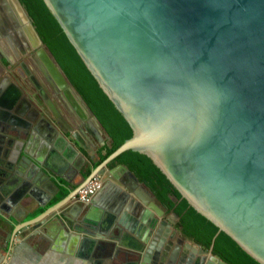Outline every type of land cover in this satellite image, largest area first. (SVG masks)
<instances>
[{
	"label": "water",
	"instance_id": "1",
	"mask_svg": "<svg viewBox=\"0 0 264 264\" xmlns=\"http://www.w3.org/2000/svg\"><path fill=\"white\" fill-rule=\"evenodd\" d=\"M0 1L14 8L17 27L26 25L20 35L25 32L35 49L43 47L20 1ZM45 1L133 134L78 188L22 227L43 223L74 200L93 176L106 172L117 186L106 180L93 201L96 219L105 215L106 223H96L92 211L83 223L93 225L92 235L107 225V231L117 228L142 240V231L149 235L155 230L152 220L158 208L149 204L152 193L129 168L108 169L122 153L137 151L154 161L193 209L264 264V0ZM41 51L55 81L70 90L68 98L98 122L53 54ZM40 134L43 140L53 137L51 153L57 155L61 172L70 169L76 157L70 147L73 134ZM34 135L28 133V143L15 138L22 148L10 161L9 186H0L2 203L36 200L33 186L47 190L53 176L64 180L53 170L47 173L42 160L30 155L36 150ZM4 178L0 172V180ZM45 207L41 200L39 208ZM54 217L47 221V233L57 229L54 221H73L70 213ZM0 218L4 230L11 220ZM73 228L76 238L84 233ZM145 245L147 252L160 251Z\"/></svg>",
	"mask_w": 264,
	"mask_h": 264
},
{
	"label": "flooded vegetation",
	"instance_id": "2",
	"mask_svg": "<svg viewBox=\"0 0 264 264\" xmlns=\"http://www.w3.org/2000/svg\"><path fill=\"white\" fill-rule=\"evenodd\" d=\"M12 9L13 12H11ZM11 13L13 15H11ZM14 15H16L14 8L12 6L6 8L0 1V172L5 176L4 179L0 180V186L4 188L9 186L8 176L11 168L10 161L16 158L22 148L21 142H15V138L27 140L26 142L28 143L31 137H28V133H37V135H34V138L31 139L32 142H35L36 150L30 155L34 156L36 159L40 158V160H42V164L48 168V171H46L47 173L53 170L55 175H62L65 182L69 184V186L66 187L67 192L64 193L59 189L58 183L55 182L57 178L60 177L53 176L50 179L51 185L46 186L47 190L39 191L38 189L41 187L35 186L30 189L33 197L36 198L37 196L40 201L32 202L33 204L27 208L28 210L34 211L39 208L41 200L45 202V204L50 202L48 207L46 206L43 209H38L40 212L37 210L39 213L34 217V219H36L80 186L83 180L87 178L90 172L96 167L95 165L101 156V148L104 146L105 149H107L111 141L98 119V122H93L89 114L84 111L85 107L82 104L84 108L81 105L73 103V99L70 97V99L68 98L70 90L67 88L64 89L62 84H58L55 81L44 61L43 52L41 50L48 49L46 44L42 41L43 47L35 49L34 46L36 43L34 45L28 35H26V39L24 38L25 32L23 35H20L19 30L25 31L26 25H21L20 23L17 27L13 19ZM19 17L21 16L19 15ZM63 71L65 72L64 69ZM65 74L67 75L66 72ZM67 77L73 86V88H70L74 89V83L68 75ZM76 92L78 93L77 90ZM82 100L84 101L83 98ZM84 103L87 105L85 101ZM49 132H71L73 135L69 136V134H67L70 140L73 139V137L77 138L79 135L78 132H83L82 136H89L92 137L90 140H94V152L89 155L87 159L77 156L75 158L74 167L72 161V167L67 171L61 172V169H59L60 161L57 155L51 153V149L53 148V137L47 136L48 138L46 137L43 140L44 137L40 134ZM11 139H14V143L11 145L12 156L8 157V146L11 144ZM68 145L70 144L68 143ZM71 145L70 147L73 149V145ZM21 157H23V155ZM91 157H96L98 161L95 163L92 162L90 160ZM86 167L89 169L86 170ZM76 171H79V174L78 172L76 173ZM103 185L104 183H102V186ZM146 187L147 186H145V188ZM148 189L147 187V190ZM98 193L99 192H96L87 204H82L76 200L77 192L74 196L75 201L71 208V212H69L73 221L71 222L72 225H68V227L74 234L76 233L73 227L83 229L82 232L84 233L81 234H83L84 238H76L73 234L67 236L63 234L65 241L67 240L68 242L69 250L74 246V264L224 263L217 256L213 255L211 250L201 248L189 238L185 237L184 232L178 226L180 219L176 213L168 211V209L157 200L152 191V200H150L149 204L155 205L158 210H156L154 219L152 220V226H155V230L151 229L149 235H146V232L142 231V240L135 239L131 234L122 235L117 228H114L112 231H107V225L105 227L100 225L95 229V232H97L96 235H92L94 229L91 227L93 225L84 224L83 220L85 218L88 219L86 216L92 211L91 215H93V219H95L96 223L99 222L100 219H96V214L98 213L93 212L95 206L93 205V201ZM142 198L145 200L147 199L144 193ZM0 214L5 217L10 215L7 202L2 203L0 201ZM93 219L90 218L89 220ZM102 220L103 224H105V215L101 216L100 221ZM31 221L32 220L26 221L20 226ZM125 221L129 222L127 224L131 226V218H126ZM54 222L58 223L56 226L57 229L50 233L55 236L62 224L58 221ZM93 223L95 224V222ZM8 226L9 224L3 226L5 231ZM62 227H67V225L65 224ZM23 229L24 228H22V230ZM69 230L67 229V232H70ZM99 232L101 233L99 234ZM4 235V241L0 242V264H6V258L8 252L11 250L10 245L12 244V236L9 230ZM28 240L33 241L40 249V252L43 253L48 249L53 251L58 248L56 242H47L46 239L40 236H32ZM77 241L80 242L78 246ZM146 243H148L150 247H154L160 251L158 252L155 250L154 252H147ZM60 244L62 247L64 246V243ZM50 245L53 247L51 248Z\"/></svg>",
	"mask_w": 264,
	"mask_h": 264
},
{
	"label": "trees",
	"instance_id": "3",
	"mask_svg": "<svg viewBox=\"0 0 264 264\" xmlns=\"http://www.w3.org/2000/svg\"><path fill=\"white\" fill-rule=\"evenodd\" d=\"M32 19L39 36L56 57L107 133L111 144L95 166L114 152L133 132L107 95L101 90L75 46L59 25L45 0H19ZM123 165L145 184L157 200L170 212H175L179 228L185 237L206 250H211L225 264H260L235 241L219 232L208 219L193 209L168 180L154 161L141 152L126 151L108 163V168ZM175 200H173V199Z\"/></svg>",
	"mask_w": 264,
	"mask_h": 264
},
{
	"label": "crops",
	"instance_id": "4",
	"mask_svg": "<svg viewBox=\"0 0 264 264\" xmlns=\"http://www.w3.org/2000/svg\"><path fill=\"white\" fill-rule=\"evenodd\" d=\"M77 138L73 137L71 139L72 145H73V153L75 156L81 158H89V155L93 154L94 148H95V142L94 140H90L92 137L89 136H82L83 132H78ZM106 152L105 147L103 146L101 148V155H104ZM75 157V158H76ZM99 157V156H97ZM75 158H73V162L75 161ZM94 161H98L96 157H93ZM94 162V163H95ZM89 168L86 167V170ZM102 182L104 183L106 180H109L113 183L111 179H108L109 176H107V173L104 172L103 175H101ZM54 181V180H53ZM59 185V189L62 190L64 193L66 191V187L69 186L65 180L62 178H57L55 181ZM64 185V186H63ZM124 189V188H122ZM39 191H44L42 188L38 189ZM36 200H39L36 196ZM36 200L30 201L29 199L24 201L22 204H16V205H9V216L7 218H10L11 223L8 226L9 233H11L12 236V244L10 245V252H8L7 258H6V264H74V246H72L71 250H69L68 242L65 241L64 235H75L73 232L69 230L68 225H72L71 222H66L67 227H62L63 225H60V228L58 229L57 234L54 236L52 233H46V224L47 221L50 220V218H53L56 214H69L71 211V208L73 207L74 200L66 201L64 205H62L60 208L56 209L54 213H52L50 218L46 219L43 223H39L38 225L31 226L29 228L20 226L22 223L30 220H34V217L39 212L36 210L30 211L27 208L33 204L32 202H36ZM50 203V202H49ZM48 203V204H49ZM46 204L48 207L49 205ZM38 209V208H37ZM34 212V213H33ZM55 218V217H54ZM2 223L3 221L0 218V231H2ZM22 228H24L22 230ZM67 229L70 232H67ZM22 230V231H21ZM46 234H45V233ZM32 236H40L43 239H46L47 242H56L58 245V248L55 250L48 249L46 252H40V249L36 246L33 241H29L28 239ZM80 238H84L83 234H80ZM60 243H64V246ZM80 242H78L77 246ZM71 246V245H70ZM52 248L53 246L50 245Z\"/></svg>",
	"mask_w": 264,
	"mask_h": 264
},
{
	"label": "built area",
	"instance_id": "5",
	"mask_svg": "<svg viewBox=\"0 0 264 264\" xmlns=\"http://www.w3.org/2000/svg\"><path fill=\"white\" fill-rule=\"evenodd\" d=\"M102 183L101 175L93 176L86 185L77 191L76 200L82 204L89 203L96 192L101 189Z\"/></svg>",
	"mask_w": 264,
	"mask_h": 264
},
{
	"label": "rangeland",
	"instance_id": "6",
	"mask_svg": "<svg viewBox=\"0 0 264 264\" xmlns=\"http://www.w3.org/2000/svg\"><path fill=\"white\" fill-rule=\"evenodd\" d=\"M11 223L13 224V222H11ZM7 231H8V229L6 231L2 230V232H0V242L4 241V239H5V235L4 234H6Z\"/></svg>",
	"mask_w": 264,
	"mask_h": 264
}]
</instances>
